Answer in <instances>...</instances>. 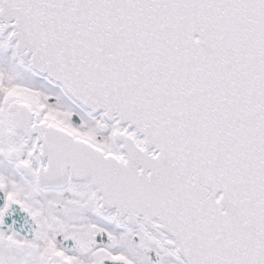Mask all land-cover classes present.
Segmentation results:
<instances>
[{"label": "snow or ice", "instance_id": "6c2138e0", "mask_svg": "<svg viewBox=\"0 0 264 264\" xmlns=\"http://www.w3.org/2000/svg\"><path fill=\"white\" fill-rule=\"evenodd\" d=\"M0 264H264V0H0Z\"/></svg>", "mask_w": 264, "mask_h": 264}]
</instances>
